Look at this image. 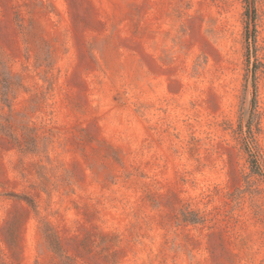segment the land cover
<instances>
[{
    "label": "rangeland",
    "instance_id": "1",
    "mask_svg": "<svg viewBox=\"0 0 264 264\" xmlns=\"http://www.w3.org/2000/svg\"><path fill=\"white\" fill-rule=\"evenodd\" d=\"M0 264H264V0H0Z\"/></svg>",
    "mask_w": 264,
    "mask_h": 264
},
{
    "label": "trees",
    "instance_id": "2",
    "mask_svg": "<svg viewBox=\"0 0 264 264\" xmlns=\"http://www.w3.org/2000/svg\"><path fill=\"white\" fill-rule=\"evenodd\" d=\"M54 241H55V237L54 238L52 237L51 242L53 243Z\"/></svg>",
    "mask_w": 264,
    "mask_h": 264
}]
</instances>
